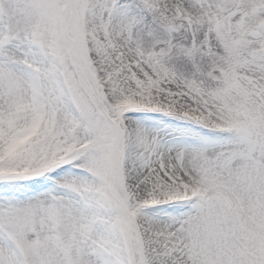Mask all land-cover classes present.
Instances as JSON below:
<instances>
[{
	"label": "snow or ice",
	"instance_id": "snow-or-ice-1",
	"mask_svg": "<svg viewBox=\"0 0 264 264\" xmlns=\"http://www.w3.org/2000/svg\"><path fill=\"white\" fill-rule=\"evenodd\" d=\"M0 264H264V0H0Z\"/></svg>",
	"mask_w": 264,
	"mask_h": 264
}]
</instances>
